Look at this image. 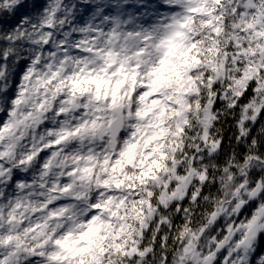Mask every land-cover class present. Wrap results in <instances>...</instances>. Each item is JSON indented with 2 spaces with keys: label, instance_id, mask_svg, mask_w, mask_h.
I'll list each match as a JSON object with an SVG mask.
<instances>
[{
  "label": "clouds",
  "instance_id": "obj_1",
  "mask_svg": "<svg viewBox=\"0 0 264 264\" xmlns=\"http://www.w3.org/2000/svg\"><path fill=\"white\" fill-rule=\"evenodd\" d=\"M0 264H264V0H0Z\"/></svg>",
  "mask_w": 264,
  "mask_h": 264
}]
</instances>
